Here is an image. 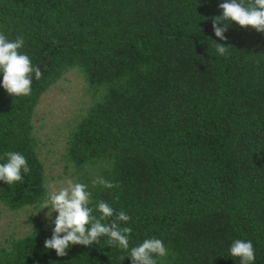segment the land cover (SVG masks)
<instances>
[{
  "label": "trees",
  "instance_id": "16d2710c",
  "mask_svg": "<svg viewBox=\"0 0 264 264\" xmlns=\"http://www.w3.org/2000/svg\"><path fill=\"white\" fill-rule=\"evenodd\" d=\"M222 2L0 0V33L22 36L19 51L42 72L23 97L7 93L0 73V157L19 152L30 167L22 183L0 181L2 204L14 211L45 199L33 114L78 69L98 97L70 133L66 161L93 207L104 201L130 216L121 222L130 248L155 237L168 249L158 264H240L230 247L251 240L253 264H264V33L232 22L220 40L212 18ZM97 177L118 187L93 186ZM51 236L34 221L0 249V264H131L106 238L58 257L44 246Z\"/></svg>",
  "mask_w": 264,
  "mask_h": 264
},
{
  "label": "clouds",
  "instance_id": "9594fccd",
  "mask_svg": "<svg viewBox=\"0 0 264 264\" xmlns=\"http://www.w3.org/2000/svg\"><path fill=\"white\" fill-rule=\"evenodd\" d=\"M223 10L221 16L212 18L215 36L226 41L224 35L232 22L241 28L251 27L259 33H264V0H224L219 4ZM220 25H223L222 27ZM214 46L220 56L229 55V46L217 43ZM25 45L24 38L9 40L0 33V73L3 74L2 86L10 96H31L32 76L39 80L42 72L38 66H33L28 55L19 50ZM0 159V181L9 187L23 182V176L30 172L25 156L19 152H5ZM66 186L58 191L52 190L46 194L40 205V211L48 209L46 217L52 218L56 212L54 228L50 239H46V249H53L58 257L68 255V249L73 245L91 246L99 243L101 238L107 239L109 247L116 246L128 251L131 264H158V258H164L168 249L158 238L145 239L138 246L129 244L131 227H121V222L127 223L131 218L124 211L117 212L111 205L99 201L93 207L92 192L88 185L76 183L72 179L65 181ZM93 186L102 185L106 188L118 187L102 177L92 181ZM39 211V212H40ZM98 212L99 216L94 213ZM230 255L239 258L240 264H253L255 250L251 240H235L230 247ZM124 260V257H121Z\"/></svg>",
  "mask_w": 264,
  "mask_h": 264
},
{
  "label": "rangeland",
  "instance_id": "374dc122",
  "mask_svg": "<svg viewBox=\"0 0 264 264\" xmlns=\"http://www.w3.org/2000/svg\"><path fill=\"white\" fill-rule=\"evenodd\" d=\"M78 69H69L40 98L32 124L37 156L44 167L46 192L65 187L67 179H74L73 169L66 161L68 137L75 125L97 99ZM40 204L19 210H8L0 201V249H7L13 241L28 235L34 221L44 229L53 230L56 216L48 219V209L40 211ZM40 211V212H39Z\"/></svg>",
  "mask_w": 264,
  "mask_h": 264
}]
</instances>
